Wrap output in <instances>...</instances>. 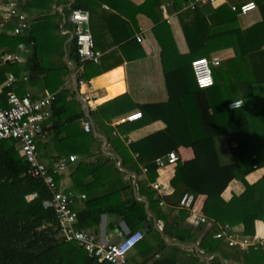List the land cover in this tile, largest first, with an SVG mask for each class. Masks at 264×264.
Here are the masks:
<instances>
[{
    "label": "trees",
    "instance_id": "trees-1",
    "mask_svg": "<svg viewBox=\"0 0 264 264\" xmlns=\"http://www.w3.org/2000/svg\"><path fill=\"white\" fill-rule=\"evenodd\" d=\"M47 1L20 0V6L33 14L34 10L42 12L48 9L34 7V3L45 4ZM74 1L66 12L67 16L75 10H82L89 12L92 18L99 2L108 4L113 12L118 13L115 15L117 27L111 32L115 35V44L119 46L130 44V38L139 27L135 17L145 14L154 25L153 31L162 48L164 61L166 53L177 46L173 27L165 20L162 6L168 5L170 14L182 13L178 26L186 53L180 55L176 49L178 67L175 65L165 69L170 99L167 103L144 106L141 119H147L150 124L162 121L166 129L137 144L141 147L138 161L130 158L128 163L125 161V152H119V155L123 159V168L137 174V192L150 202L149 211L162 224L165 238L181 245L198 243L203 256H217L204 264H224L219 258L223 254L224 239L214 238L222 232L221 226L240 223L243 226L242 235L253 237L256 222H264V178L254 185L246 180L247 175L255 171L254 166L264 167V0H232L218 7L208 4L195 10H187L194 0H146L137 5L134 20L122 18V14L126 13L125 7L131 5L128 0ZM249 1L257 5L261 21L243 28L241 18L246 15H241L239 10L234 11L232 7L239 8ZM55 2L58 5L64 3L61 0ZM62 22L61 15L55 13L29 19L31 27L25 37L12 35L13 25H5L4 32L0 34V48L15 51L22 42L34 47L25 65L9 63L0 67V76L12 74L18 78V82L13 85L17 88V94L22 97L26 91L40 85L57 94L52 104V117L43 126L47 138L37 140L39 156L46 145H58L57 140L66 131L67 124L84 117L83 113L70 116V112H67L72 108V102L68 100L70 89L66 87V82L72 78L73 71L67 65L65 55L68 54L69 61L75 66L79 81H89L110 69L101 68L92 62L82 64L75 39L68 44L66 51L65 43L69 36L61 34ZM66 25L73 31L71 22ZM118 29L129 31H124L125 34L123 32L120 36ZM91 34L95 49L98 50L94 19ZM230 51L232 55L222 60L220 66L212 68L214 85L201 89L197 85L192 62L202 58L211 61L214 56ZM22 74L26 75V81L20 78ZM11 90L6 88L3 91L0 106L7 107V94ZM237 101L243 103L242 107L230 109L229 105ZM116 103H119L118 108L112 112L113 107H117ZM123 105L120 99L114 100L99 107L92 117L97 123L111 121V113H116L118 118L123 117L128 112L122 109ZM127 123L132 125L135 122ZM121 127L124 126H118V129ZM113 131L110 129V132ZM91 136L94 137L93 134ZM222 138L227 140L225 155H221L218 146V140ZM118 142L121 140L109 134V143ZM233 143L238 147L233 149ZM181 147L192 148L195 159L185 163L177 161L173 165V196L162 198L156 192L147 190V183L154 182L158 176L156 159L176 152ZM243 153L248 161L242 164L238 155ZM253 155L257 156L256 160L252 159ZM102 157L98 164L93 165L92 174H87L83 180L77 178V189L67 193H77L79 190L90 193L94 183L122 178L123 173L117 168L112 175L105 172L96 174V171L106 169V163L115 165L112 159ZM142 167L149 171L147 183L139 179ZM29 168L15 140L0 142V264H107L91 256L76 242L65 239L56 212L44 205L52 198V192L43 179L29 173ZM121 178L117 183H120ZM55 179L60 186V175L55 174ZM234 180L244 184L245 192L225 201L223 192ZM120 192L124 195L121 204L114 205L115 196L112 194L88 202L86 212L78 215L77 229L84 228L82 223L86 222V214L98 222L104 214L122 215L132 233L139 230L144 233L143 240L134 249V261L137 264H195L199 261L195 249L172 246L162 238L148 216L146 204L136 199L132 181L123 185ZM186 193L207 197L202 211L209 220L215 222L212 228L206 225L194 227L188 222V212L179 207ZM31 196L34 198L30 199ZM161 202L164 205L161 206ZM231 249L238 254L241 264H264V246L251 247L246 251Z\"/></svg>",
    "mask_w": 264,
    "mask_h": 264
},
{
    "label": "crops",
    "instance_id": "crops-1",
    "mask_svg": "<svg viewBox=\"0 0 264 264\" xmlns=\"http://www.w3.org/2000/svg\"><path fill=\"white\" fill-rule=\"evenodd\" d=\"M8 1L10 0H0V24L3 22L2 7ZM12 1H15L21 8L20 5L22 4L20 0ZM61 1L64 2L61 5H58L55 0H48L45 4L34 3V7L40 8L41 6V8H48L42 12H40L39 10H34L33 14H30L25 9L21 8V10L28 16V19L45 17V15L50 16L55 15V13H59L63 21L61 25V34L63 36H69V39L65 43V50L67 51L68 44L73 41H71V34L73 33V31L72 29L67 27L68 24L66 25L67 22H70L69 16L66 15V12L68 9H70L71 5L75 1ZM145 1L146 0H128L131 5H127L125 7L126 13L122 14V18H130L134 20L137 5H141ZM231 1L232 0H219L218 6L225 3H230ZM254 12H256L257 15L250 16L249 13L248 15L241 18L243 28H248L261 21V16L258 10ZM185 13L188 14V12ZM168 14L169 18L163 12L165 20L173 27V37L177 47L175 49H172L169 53H166V61H164V59L162 58V48L153 31L154 25L145 16V14H137V16L135 17V21H137L139 27L137 26V30H135L134 35L132 36V38H130V44H128L127 46H119L118 44H115V35L111 32V29H116L117 27L115 22H117L118 20L115 15H118V13L116 14L115 12H113V10L110 9L108 4H103L99 2L94 17L92 16V18H90V31L92 33L94 19V33L96 35L95 39L98 45L97 51L102 53L100 62L97 65H99L101 68L110 69L106 70L102 75L92 78L83 85L78 84L79 89L77 90L74 81V73H77V71H74L67 64L73 71L72 78L70 80H67L66 82V87L70 89V95L68 97V100L72 102V108H69L67 112H70V116L83 113L84 117L70 124H67L65 126L66 131L63 132L60 136V139L57 140L58 145H46L44 149L40 151V158L41 162L47 165L49 168H51L52 165L62 160L67 162V169L62 174H60L59 188L64 193L73 196L74 200L72 203V210L74 206L73 212L77 217V223L78 215L84 214V212H86L88 208L86 204L93 199L112 194L111 196H115L114 205L121 204L124 199V195H121L123 193H121L120 190L123 185H127L128 183L130 184V182L132 181L134 187V195L136 196V199L146 204V210L149 218L152 220L155 228L161 233L162 238H165V236L162 234V224H160L153 216V214L149 211L150 202L144 197H140L137 192V174L131 171H127L123 168V159L119 155V152L126 153L125 161L128 163L130 161V158H133L134 161H138L141 147L137 146V144H139V142L143 139L166 129V125L162 121L150 124L147 119H143L135 121L134 124L130 125L127 123L128 121L126 119L128 116L134 115L136 113H142L143 107L146 105L167 103L170 99L169 89L167 87L165 79V69L173 68L175 67V65H177V52L180 55H183L184 53H186V47L184 45L182 34L178 26L179 20L181 19V17H183L181 16L182 13ZM124 31L127 32L129 30L118 29L117 33H119V35L121 36L123 35L122 33ZM24 35L23 37H25ZM138 36L142 37L141 42L137 41ZM20 45H24L23 48H21ZM33 48V45L29 46L26 43L22 42L21 44H19L15 51H8L4 48H0V55L4 53L17 54L20 57V60L11 63L25 65L28 60V57H30V55L32 54ZM66 55L68 56V54ZM220 55L225 56L224 54ZM70 64L73 65L71 62ZM176 67H178V65ZM20 78L23 79V81L27 80L25 74H22ZM17 82L18 78L12 74L0 76V96L6 88H12L11 92H15L17 94V88L13 86ZM27 93H30L35 98H43L48 94L57 95L56 93H51L47 91L44 87H42V85L38 86L36 89L25 92V94ZM81 97L83 99H81ZM117 99L121 100V105L124 104L122 106V109L127 110V114H125L123 117L118 118L117 116H115L116 113H111L112 115L110 116L108 114V116L112 119L111 121H106L103 123L95 122L92 117V113H97V109L99 107L104 106L106 104H110L111 102ZM82 100L88 105V107ZM77 103H80V105H78ZM118 105L119 103H116L115 106L117 107H113L114 109L112 110V112L117 110ZM85 122L91 123V132L85 131ZM125 123H127L128 125H124ZM122 125L124 127L118 129V126ZM110 129H114V131L110 132ZM91 134H93L94 137H92ZM109 134L116 139H120L121 142L114 144L109 143ZM46 138L47 134L44 132V137L42 139ZM62 141L64 142L63 144L61 143ZM218 146L221 155H225L228 150L226 138L218 140ZM126 150L128 151V153ZM176 153L179 156V161H182L184 163L193 161L195 159V153L192 148L181 147L178 149V151H176ZM167 155L156 159L155 162L157 166L160 160L166 159ZM71 156L76 157L75 162L69 161V157ZM102 156L108 157L115 161V165H112L111 163H106L108 164L106 169L103 168L99 172L96 171V174L101 175L105 172V174L112 175L115 169L117 168L123 173L122 178L120 177V183H117L120 178H112L109 182L106 183H94V185L92 186L93 190L90 191V193H83L80 190L77 193H67L68 191L77 189L75 187L77 178H81V180H83V178H85L87 174H92L91 170L93 168V165L98 164L102 160ZM238 156L240 163L243 164L248 161V158H246L245 153ZM148 172L149 171L146 167H142V174L139 179L141 181L146 180L147 183ZM157 173L158 176L156 177V180L154 182H148L146 185V189L156 192V194L162 198H171L175 192L171 184L175 173V167L173 165H168L164 168H160L158 166ZM263 178L264 167L258 168L257 170L248 174L246 180L249 184L254 185ZM87 181L89 180L87 179ZM156 182H159L165 186V196H162L159 191L149 186ZM82 187L83 186H81L80 188ZM245 189L246 188L242 182L234 180L223 192L222 197L225 201H230L234 195L239 196L243 194L245 192ZM206 199L207 197L205 195H200L196 197L197 213L203 214L202 210L205 205ZM171 201L173 202L175 201V199H171ZM162 205H164L163 202L161 203V206ZM109 207L111 208L112 206ZM188 222L194 227L200 226L193 224L189 219ZM225 226H228L230 232L236 235L237 237L247 238L251 242H264L263 221L259 220L256 222L255 236L253 237L242 235L243 226L240 223L235 226L225 224L224 226H221V228L223 229ZM82 227H84L82 228L83 231L88 228V232H85L95 237L96 240H98L104 245L117 244L122 241L124 237L132 233L130 227L128 226L122 215H112L110 213L102 215L99 222L96 220V218H90L86 214V222L82 223ZM165 240L169 245L172 246H179L183 249L188 250L195 249L199 257V261L195 262V264H204L205 262H210L217 257L203 256V252L200 250L198 243H192L190 245H181L178 243L171 242L166 238ZM135 257L136 250H133L128 256L129 263L137 264L134 261V259H136ZM219 258L224 264H241L239 262L238 254L233 252L232 249L226 245V243L223 247V254L220 255ZM138 259L140 260L141 258Z\"/></svg>",
    "mask_w": 264,
    "mask_h": 264
},
{
    "label": "built area",
    "instance_id": "built-area-1",
    "mask_svg": "<svg viewBox=\"0 0 264 264\" xmlns=\"http://www.w3.org/2000/svg\"><path fill=\"white\" fill-rule=\"evenodd\" d=\"M216 5L218 0H194L191 1L187 10H195L197 7L205 5ZM234 11L239 10L241 15H247L257 10L255 2H247L239 8L233 6ZM163 12L168 16V5L162 6ZM3 22L0 24V34L4 32L5 25L12 24V34L14 36H23L31 27L28 16L21 10L15 1H8L2 7ZM69 21L73 25V39L76 40L78 54L82 64H98L102 53L95 49V42L90 31V14L87 11L75 10L69 16ZM137 41L141 42L142 37L138 36ZM24 45H20L23 48ZM225 56L217 55L210 61L207 58L196 59L192 62V68L195 74L197 85L201 89L210 88L214 85L213 67L220 66ZM17 54L4 53L0 55V66L19 61ZM88 81H79L83 85ZM56 100L55 94H48L43 98H35L30 93L20 97L15 92L7 94V107L0 106V142L13 139L17 142L22 159L29 165V173L34 177L41 178L52 192V198L45 202L46 208L53 209L62 226L63 236L68 242H76L85 249L91 256L98 258L101 262L107 264H131L128 261L129 254L143 240L142 231L130 233L117 244L104 245L87 234L82 229H77V217L72 210L73 196L61 191L55 174H62L67 169V162L62 160L54 164L51 168L41 162L37 140L44 137V124L52 117V104ZM241 101L233 102L229 105L230 109L242 107ZM143 118L142 113H136L128 116V122L139 121ZM86 132H91V124L84 123ZM233 149L238 145L233 143ZM257 159L256 155L252 156ZM70 162H75L76 157H69ZM179 161L176 152H171L166 159L160 160L158 166L164 168L168 165H174ZM52 169V170H51ZM257 170V166H254ZM151 188L159 191L162 196L166 195L165 186L159 182L149 185ZM34 197H30L32 199ZM85 198V197H84ZM162 203V202H161ZM180 208L188 212L189 220L195 225H206L212 228L215 222L209 220L204 214L196 212V197L193 194L186 193L181 201ZM215 239H224L229 248H238L246 251L254 247H263V241L251 242L247 238H240L230 232L228 226L222 229V232L214 236Z\"/></svg>",
    "mask_w": 264,
    "mask_h": 264
},
{
    "label": "water",
    "instance_id": "water-1",
    "mask_svg": "<svg viewBox=\"0 0 264 264\" xmlns=\"http://www.w3.org/2000/svg\"><path fill=\"white\" fill-rule=\"evenodd\" d=\"M71 41L73 40V33L71 34ZM66 62H67V64L75 71V67L73 66V65H71L70 64V62H69V59H68V56L66 55ZM74 81H75V85H76V88H77V90L79 89L78 87V84H79V80H78V78H77V73L75 72L74 73ZM81 99H83L82 97H81ZM83 101V100H82ZM84 102V101H83ZM85 103V102H84ZM85 105L88 107V105L85 103Z\"/></svg>",
    "mask_w": 264,
    "mask_h": 264
},
{
    "label": "rangeland",
    "instance_id": "rangeland-1",
    "mask_svg": "<svg viewBox=\"0 0 264 264\" xmlns=\"http://www.w3.org/2000/svg\"><path fill=\"white\" fill-rule=\"evenodd\" d=\"M218 4H219V0H218ZM218 4H216V5H212V6H216V7H217ZM247 15H248V14H247ZM249 15H250V16H251V15L255 16V15H257V13L253 11V12L250 13ZM246 21H247V20H246ZM224 55H225V58H226V57H229L230 55H232V53H231V51H230V52H227L226 54L224 53ZM162 185H163V184H162ZM164 191L166 192V190H164ZM188 219H189V218H188ZM190 221H191V220H190ZM191 222H192V221H191ZM192 223H193V222H192ZM243 238H244V237H243Z\"/></svg>",
    "mask_w": 264,
    "mask_h": 264
}]
</instances>
